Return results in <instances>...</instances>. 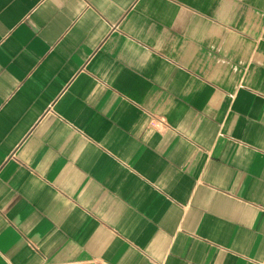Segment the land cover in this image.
I'll list each match as a JSON object with an SVG mask.
<instances>
[{"label":"crops","instance_id":"0c3cea01","mask_svg":"<svg viewBox=\"0 0 264 264\" xmlns=\"http://www.w3.org/2000/svg\"><path fill=\"white\" fill-rule=\"evenodd\" d=\"M0 264H264V0H0Z\"/></svg>","mask_w":264,"mask_h":264}]
</instances>
